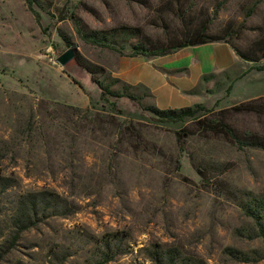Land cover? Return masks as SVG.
I'll use <instances>...</instances> for the list:
<instances>
[{"label": "rangeland", "instance_id": "374dc122", "mask_svg": "<svg viewBox=\"0 0 264 264\" xmlns=\"http://www.w3.org/2000/svg\"><path fill=\"white\" fill-rule=\"evenodd\" d=\"M32 1L38 19L26 0H0V177L11 181L0 245L21 195L57 194L69 213L40 215L0 264H98L106 254L107 264H152L166 250L188 264H264L253 216L264 226V149L218 131L264 144V0ZM75 21L114 50L84 42ZM202 29L246 60L200 75L179 108H159L207 112L153 121L139 106L156 98L123 80L125 64L150 60L132 48L178 46ZM69 49L75 60L62 67ZM78 57L120 98H102ZM157 71L174 86L189 74Z\"/></svg>", "mask_w": 264, "mask_h": 264}, {"label": "trees", "instance_id": "16d2710c", "mask_svg": "<svg viewBox=\"0 0 264 264\" xmlns=\"http://www.w3.org/2000/svg\"><path fill=\"white\" fill-rule=\"evenodd\" d=\"M28 8L32 11L36 18L39 16L32 9V0H26ZM76 31L80 38L91 45L107 48L110 50H114L113 47L109 46L106 41V37L97 34V33H84L77 21H75ZM205 29H202L198 34H195L187 41H183L178 46L174 47H166L160 49L149 50L146 49L143 45H136L132 48L131 57H144V58H157L164 57L170 55L180 49L187 47L200 46L211 43H224L218 42L219 39H216L212 36H208L205 33ZM233 49V48H232ZM234 50V49H233ZM236 53V51L234 50ZM237 54V53H236ZM237 56L242 60H246ZM77 62L81 64L83 69L91 76V81L97 86L100 92V96L102 98H112L119 99L116 93L110 90L108 86L103 84L98 80V76L102 75L104 71L101 68H98L92 64H88L85 62H81V59L78 57ZM257 70H264V67H259ZM128 98H132L129 96ZM139 108L149 114L152 120L160 123V124H178L182 123L186 119H195L200 112H207L206 109L202 105H197L194 108H182L178 110H159L154 107H143L139 106ZM218 131L222 133L225 137H227L230 141L237 144L239 147L244 146H258L259 148L264 149V144L250 141L245 142L241 141L234 132L226 125H221L218 128ZM254 142V143H253ZM11 188V181L4 177H0V196L4 195ZM5 206V205H3ZM68 203L62 200L57 194L43 191L38 193H29L26 195H21L15 199L13 203H11V207L7 211L8 224H9V234L6 236L4 243L0 245V250H2V254H0V259L3 258L5 253L11 250L18 241L19 237L29 231L32 228H35L41 221L40 215H48L50 217H65L68 215ZM6 211L4 212L2 203L0 204V216H5ZM259 213L254 215V219L256 220L260 237L264 242V226L260 223ZM4 232L0 231V238L3 237ZM8 250V251H7ZM112 260V257L107 254L104 255L101 262L98 264H107ZM243 262H248V258L242 259ZM152 264H188L187 262H180L178 254L174 250H166L164 252H154L152 254L151 259Z\"/></svg>", "mask_w": 264, "mask_h": 264}, {"label": "crops", "instance_id": "0c3cea01", "mask_svg": "<svg viewBox=\"0 0 264 264\" xmlns=\"http://www.w3.org/2000/svg\"><path fill=\"white\" fill-rule=\"evenodd\" d=\"M222 44L187 47L164 57L146 58L150 59L147 64L137 69H131V64H125L123 80L128 86L140 85L146 88L156 98V108H179L187 100L185 93L192 89L193 81L200 75L226 71L236 65L239 57L231 47ZM169 56L170 60H166ZM158 66L169 71H184L189 74L178 76L175 80L182 84L174 86L169 82L170 78L167 79L157 71Z\"/></svg>", "mask_w": 264, "mask_h": 264}, {"label": "water", "instance_id": "95a60500", "mask_svg": "<svg viewBox=\"0 0 264 264\" xmlns=\"http://www.w3.org/2000/svg\"><path fill=\"white\" fill-rule=\"evenodd\" d=\"M75 60V53L72 49L67 50L64 54H62L57 60L56 62L64 67L65 65H67L69 62L74 61Z\"/></svg>", "mask_w": 264, "mask_h": 264}]
</instances>
